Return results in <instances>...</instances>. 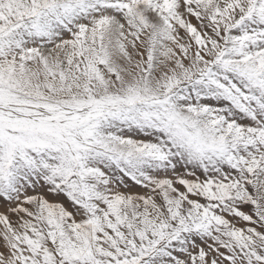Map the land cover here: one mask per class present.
Wrapping results in <instances>:
<instances>
[{"label":"snow or ice","instance_id":"obj_1","mask_svg":"<svg viewBox=\"0 0 264 264\" xmlns=\"http://www.w3.org/2000/svg\"><path fill=\"white\" fill-rule=\"evenodd\" d=\"M0 264H264V0H0Z\"/></svg>","mask_w":264,"mask_h":264}]
</instances>
